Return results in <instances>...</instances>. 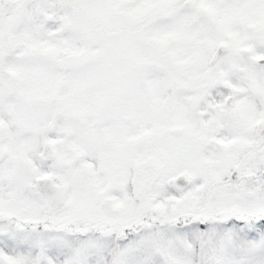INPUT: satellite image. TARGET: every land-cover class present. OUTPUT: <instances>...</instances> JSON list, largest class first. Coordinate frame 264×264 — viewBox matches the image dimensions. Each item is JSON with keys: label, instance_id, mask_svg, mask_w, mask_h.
<instances>
[{"label": "snow or ice", "instance_id": "obj_1", "mask_svg": "<svg viewBox=\"0 0 264 264\" xmlns=\"http://www.w3.org/2000/svg\"><path fill=\"white\" fill-rule=\"evenodd\" d=\"M0 264H264V0H0Z\"/></svg>", "mask_w": 264, "mask_h": 264}]
</instances>
